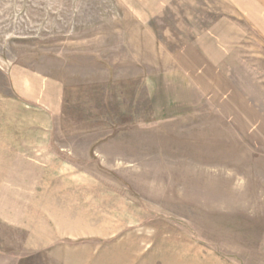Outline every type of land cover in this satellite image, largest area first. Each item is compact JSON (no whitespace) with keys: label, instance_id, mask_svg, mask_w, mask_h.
Masks as SVG:
<instances>
[{"label":"rangeland","instance_id":"rangeland-1","mask_svg":"<svg viewBox=\"0 0 264 264\" xmlns=\"http://www.w3.org/2000/svg\"><path fill=\"white\" fill-rule=\"evenodd\" d=\"M17 157L20 264H264V0H0Z\"/></svg>","mask_w":264,"mask_h":264},{"label":"crops","instance_id":"crops-1","mask_svg":"<svg viewBox=\"0 0 264 264\" xmlns=\"http://www.w3.org/2000/svg\"><path fill=\"white\" fill-rule=\"evenodd\" d=\"M15 161L0 162V225L9 227H19L25 218L34 217L29 211L34 206L37 211L40 209L43 182L39 176L43 165L39 162L23 157H17ZM22 258V255L17 256L0 248V264H20Z\"/></svg>","mask_w":264,"mask_h":264}]
</instances>
